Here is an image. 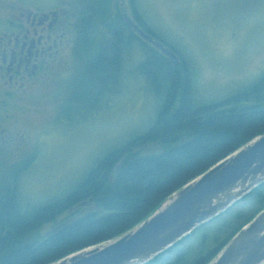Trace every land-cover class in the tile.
I'll return each instance as SVG.
<instances>
[{
	"label": "rangeland",
	"instance_id": "374dc122",
	"mask_svg": "<svg viewBox=\"0 0 264 264\" xmlns=\"http://www.w3.org/2000/svg\"><path fill=\"white\" fill-rule=\"evenodd\" d=\"M117 1L132 19L144 21L181 65L184 60L199 104L221 101L264 73V0ZM67 6L71 28L79 33L84 1ZM103 29L100 24L98 38L105 36ZM75 42L76 36L71 51ZM138 47L125 56L122 82L101 101L97 87L84 81L89 71L77 53L67 60L69 69L56 89L51 81L31 97L0 98V125L17 134L16 145L0 156V186H16L25 211L71 193L105 153L153 125L160 102L138 71L145 59V49ZM263 210L264 184L148 264L177 257L178 264H194L211 251L221 252ZM52 230L47 225L36 235Z\"/></svg>",
	"mask_w": 264,
	"mask_h": 264
},
{
	"label": "trees",
	"instance_id": "16d2710c",
	"mask_svg": "<svg viewBox=\"0 0 264 264\" xmlns=\"http://www.w3.org/2000/svg\"><path fill=\"white\" fill-rule=\"evenodd\" d=\"M83 1L77 56L87 65L84 81L92 89L97 87V100L122 82L125 56L140 46L145 59L138 71L149 82L160 107L145 133L105 153L64 197L25 211L17 187L0 186V264H55L118 239L143 223L171 195L264 135V73L221 101L199 104L184 60L173 68L159 51L133 34L121 17L110 24L109 41L98 38V27L110 19L112 1ZM137 21L161 40L144 21ZM90 199L95 202L82 206ZM47 225H53V230L37 236ZM219 252L211 251L194 264H209ZM179 259L169 258L167 264H178Z\"/></svg>",
	"mask_w": 264,
	"mask_h": 264
},
{
	"label": "water",
	"instance_id": "95a60500",
	"mask_svg": "<svg viewBox=\"0 0 264 264\" xmlns=\"http://www.w3.org/2000/svg\"><path fill=\"white\" fill-rule=\"evenodd\" d=\"M128 27L165 56L180 57L145 32L123 11ZM264 184V135L220 161L166 199L143 223L122 237L84 249L55 264H148L202 225L226 212ZM90 199L82 204L94 203ZM209 264H264V210L243 227Z\"/></svg>",
	"mask_w": 264,
	"mask_h": 264
},
{
	"label": "flooded vegetation",
	"instance_id": "af4514ba",
	"mask_svg": "<svg viewBox=\"0 0 264 264\" xmlns=\"http://www.w3.org/2000/svg\"><path fill=\"white\" fill-rule=\"evenodd\" d=\"M70 1L42 0L40 4L39 0H0V98L31 97L48 82L53 81L54 88L59 84L67 60L71 55L75 58L78 49L76 45L75 51L69 49L75 36V43L79 41V33L71 28ZM118 5L117 0L112 1L110 19L101 24V33L107 38L101 39H111L108 28L119 17L128 27L125 9ZM16 136L0 125V156L16 145Z\"/></svg>",
	"mask_w": 264,
	"mask_h": 264
}]
</instances>
